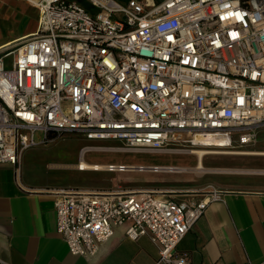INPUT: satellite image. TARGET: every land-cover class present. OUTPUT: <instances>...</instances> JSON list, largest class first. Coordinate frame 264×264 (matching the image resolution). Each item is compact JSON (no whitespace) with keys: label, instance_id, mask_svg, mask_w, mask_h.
Returning a JSON list of instances; mask_svg holds the SVG:
<instances>
[{"label":"built area","instance_id":"obj_1","mask_svg":"<svg viewBox=\"0 0 264 264\" xmlns=\"http://www.w3.org/2000/svg\"><path fill=\"white\" fill-rule=\"evenodd\" d=\"M23 1L38 24L0 50V163L18 171L23 151L62 134L190 153L197 137L234 150L264 128V0ZM53 195L73 255L95 253L128 221L125 235H150L169 264H186L176 247L207 205L160 190Z\"/></svg>","mask_w":264,"mask_h":264},{"label":"crops","instance_id":"obj_2","mask_svg":"<svg viewBox=\"0 0 264 264\" xmlns=\"http://www.w3.org/2000/svg\"><path fill=\"white\" fill-rule=\"evenodd\" d=\"M37 21V9L27 2L0 0V47L35 32ZM58 140L23 151L18 171L10 164L0 163V260L5 263L169 264L159 261L158 246L150 235L136 240L125 235L128 221L116 226L112 236L95 253L73 255L56 231L53 193L60 188L160 190L179 202L206 199L205 210L178 243L176 255L184 257L186 264L264 262V155L254 154L264 152V128L258 131L255 143L230 149L236 151L233 154H204L201 169L197 166V154L192 152L128 151L121 145L84 144L83 141H89L86 138L81 139L83 144L74 161L39 160L38 148ZM94 145L101 146L91 150ZM89 152L156 153L171 155V159L129 164L86 161ZM177 157H183L185 163ZM81 161L104 167L81 170L78 168ZM109 165L113 170L105 169ZM119 165L124 168L120 170ZM139 166L171 169H135ZM78 173H133L136 177L119 179L110 175L96 183H86L76 180Z\"/></svg>","mask_w":264,"mask_h":264},{"label":"rangeland","instance_id":"obj_3","mask_svg":"<svg viewBox=\"0 0 264 264\" xmlns=\"http://www.w3.org/2000/svg\"><path fill=\"white\" fill-rule=\"evenodd\" d=\"M81 4H83L85 7H90V1L89 0H78ZM26 2V1H25ZM29 4V3H28ZM32 6V5H31ZM35 7V6H33ZM36 8V7H35ZM37 9V8H36ZM38 12V9H37ZM11 57H9L7 60H9ZM82 137V138H80ZM85 138L84 136H80L76 133H70V134H62L58 136H53L51 139L47 142H52L54 140H58L55 144H48L45 147L38 148L40 151L39 160H45V161H56V162H71L76 160L77 153L79 152V149L81 145L83 144H90V143H102V144H109L113 146H124L122 142L115 140V139H88L89 141H83L81 139ZM95 140V141H91ZM256 142V141H255ZM254 142V143H255ZM253 144V143H251ZM101 146V145H94ZM92 146V147H94ZM183 157H177L176 159L179 160V162H184L182 160ZM87 159V160H86ZM86 161L94 159V160H102L107 161L108 163L113 162H121L124 164L129 163H136V162H148L147 160L156 161V162H165L171 159V155H164V154H156V153H109V152H99V153H87L86 155ZM176 160V162H177ZM185 163V162H184ZM135 165V164H134ZM138 166V165H135ZM194 167H184V169H191L193 170ZM136 171V170H134ZM143 171V170H141ZM160 171V170H158ZM112 175L114 178H134L136 177L133 173H124V174H116L111 173L109 175L107 174H100V173H81V174H75L77 177L76 180L85 181L86 183H96L101 180H104L108 176ZM138 177L140 174L137 175Z\"/></svg>","mask_w":264,"mask_h":264},{"label":"bare ground","instance_id":"obj_4","mask_svg":"<svg viewBox=\"0 0 264 264\" xmlns=\"http://www.w3.org/2000/svg\"><path fill=\"white\" fill-rule=\"evenodd\" d=\"M19 39H21V38H19ZM19 39H16V41L19 40ZM14 41L8 42V43L4 44L3 46H5V47L10 46V45H12V43H14ZM3 46L0 47V50H2V49L5 48ZM6 99H8V101L10 103V97L6 96ZM195 142H197V144L200 145V146L194 148L193 151H191V152L197 154V156H198V158H197L198 159L197 166H198L199 169H201L202 166H203V156H204V154L205 155L206 154H223V152L225 154H227V153L236 152V151H230V149H219L218 146L225 145L224 139L221 138V137L201 136V137H197L196 140H195ZM112 148L113 147H108L107 149H109V150H119V149H112ZM90 149L91 150L98 149V147H92ZM133 151H135V150H133ZM242 154H244V153H242ZM254 154L264 155V152L254 153ZM122 166L123 165H119V169L120 170H121V168H124ZM103 167L104 166L95 165V164H93L91 162L88 163V162H85V161H81L78 164V168L81 169V170H85V169H95V170H98V169H102ZM105 169H109V170L112 169L113 170V166L109 165V167H106ZM135 169H138V170H153V171L155 170V171H158V170H161V169H171V168H169V167H166V168L159 167V168H157V166H147V167L146 166H144V167L143 166H139L138 168H135Z\"/></svg>","mask_w":264,"mask_h":264},{"label":"trees","instance_id":"obj_5","mask_svg":"<svg viewBox=\"0 0 264 264\" xmlns=\"http://www.w3.org/2000/svg\"><path fill=\"white\" fill-rule=\"evenodd\" d=\"M119 1H121V2H126V1H128V0H119Z\"/></svg>","mask_w":264,"mask_h":264}]
</instances>
